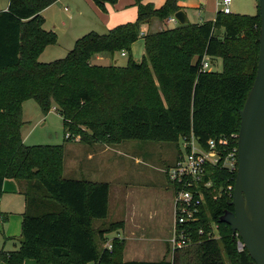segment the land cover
Returning a JSON list of instances; mask_svg holds the SVG:
<instances>
[{
    "label": "trees",
    "instance_id": "obj_1",
    "mask_svg": "<svg viewBox=\"0 0 264 264\" xmlns=\"http://www.w3.org/2000/svg\"><path fill=\"white\" fill-rule=\"evenodd\" d=\"M55 1L10 0L0 12V200L5 178L27 182L25 241L14 250L3 246L0 262L23 264L31 258L37 264H226L224 250L233 264H255L246 248L238 249L231 226L220 221L226 210H234L230 202L237 171L209 167L213 185L206 190L202 219L195 224L208 230V222L214 221L220 241L195 234L196 242L175 250L171 259L126 261L122 239L105 246V234L115 223L94 228V220L108 214L109 183L64 177V144L28 145L21 128L23 102L34 98L45 114L57 109L68 141L79 134L86 143L178 141L194 133L205 144L238 133L239 110L258 68L259 9L254 15L219 9L213 20L142 34L144 23L164 20L182 7L179 0H166L160 7L135 0L136 22L105 33L91 31L65 57L43 62L40 54L56 43L57 35L44 28L42 11ZM116 1L94 0L103 10L107 2ZM141 37L142 59L130 55L126 66L95 62L101 53H130ZM205 57L213 63L221 58L222 70H204ZM0 216L6 219L1 210Z\"/></svg>",
    "mask_w": 264,
    "mask_h": 264
},
{
    "label": "crops",
    "instance_id": "obj_2",
    "mask_svg": "<svg viewBox=\"0 0 264 264\" xmlns=\"http://www.w3.org/2000/svg\"><path fill=\"white\" fill-rule=\"evenodd\" d=\"M64 0H57L50 6L46 7L42 11V15L44 17V28L47 30H53L56 32L57 41L54 44L48 45L43 52L40 54L39 59L43 62H50L60 57L53 56L56 53H59V49L54 47V45H60L63 42L67 45L66 51H70L78 38L82 37L87 33L88 30H83L82 32L73 31L74 34L69 33L67 35L66 30L63 31L62 28L66 27V23L64 18L72 19L73 14L71 12V7L68 5H63ZM73 6L78 5V9L83 7L84 9H88L94 15V20L98 23V27L90 28L91 31H95L98 33H105L109 29L123 24L125 21L124 19L119 20L120 18H112L111 15L108 17L104 14V18L100 14L102 11L100 7L93 1V0H67ZM166 0L163 2L156 3L155 0H144L145 3L151 2L156 7H160L164 4ZM233 2V1H232ZM10 4V0H0V12L7 10ZM59 4L60 7H59ZM179 4L182 9L186 12L187 5L184 0H179ZM137 9V17H138V7L135 3ZM218 7V1H217ZM202 11V10H201ZM77 13V11H76ZM78 15H82L77 13ZM187 14V12H186ZM107 16V17H106ZM188 18V14H187ZM215 19V18H214ZM210 20V19H209ZM213 20V19H211ZM188 18V22H189ZM207 21V20H204ZM201 21L200 23L204 22ZM180 23L179 21H170L169 17L160 20L158 18H153L150 22L144 23L141 27L142 34H147L149 32H157L160 30L165 29V25L168 23ZM127 23V22H125ZM73 28L67 29V31L71 32ZM90 32V31H89ZM85 33V34H84ZM74 37V44L73 46H69L71 42V38ZM138 40H143L144 38L141 37ZM145 43V41H144ZM134 44V43H133ZM122 55L126 56L127 53L121 52ZM108 53H101L96 55L95 62L98 64H103V61L107 59ZM139 60V59H137ZM104 65H108L105 64ZM54 109V108H52ZM23 116V115H22ZM61 116V115H60ZM24 123L26 122L23 116ZM24 125V124H23ZM23 137V136H22ZM24 140V138H23ZM25 142V140H24ZM69 142V141H68ZM101 142L95 143H88L87 145L83 144L80 140L74 141V143H69L68 149L69 153L65 159V166L68 168L69 173L72 175L70 178H77V179H85L90 182H108L109 183V196H108V214L113 216H118L119 219L112 221L110 223H115L116 227L114 230L110 231L114 233L115 236L108 240L106 244L111 243L114 238H120L125 242L124 248V260H148V261H157L158 259L150 257L154 256L155 254H159L154 249L141 246V247H131L130 242L134 240V242L138 244H146L152 243L153 238L149 236L153 223H157L158 226L163 229L166 226L159 224V219L161 218L162 212H166V208L164 206H156L159 201V195L156 189L149 188L146 190L145 185L136 184L135 180L130 179L127 177V171L124 173H117L113 171L111 175L107 178L108 180L103 181L105 170L112 169L111 160L105 159L104 154L108 150L109 146L100 144ZM67 146V145H66ZM136 161H140L139 158ZM119 163V162H118ZM65 166L63 171V176L65 172ZM165 173V177L167 179L168 188L171 189V195H169L168 191H164L161 193L163 195L172 197L173 206L170 205L168 207V211L171 213V219L173 223L174 217V191L168 179V168L163 170ZM123 172V171H122ZM136 174H144L143 169H136ZM27 184L23 180H18L15 178H5L3 183V194L0 200V210L3 213V216L6 217L5 220L2 219L0 221V231L2 230L3 236L0 235V249L5 246L7 250H14L19 247V238L22 236L21 231V224L23 221V213L26 209V191ZM164 198V197H163ZM107 214V216H108ZM107 216L103 219H96V220H103V226H99L95 228V230L105 228L104 224H110L107 220ZM94 220V223L95 221ZM164 220L162 219V222ZM161 222V223H162ZM165 222V221H164ZM172 228V224H171ZM168 233H165V230L158 237L159 240L165 239L166 242L168 241ZM149 231V232H148ZM162 232V231H161ZM109 233V232H107ZM105 237L108 239L107 235ZM6 235V236H5ZM10 237L14 239H10L5 242V238ZM167 238V239H166ZM17 241V242H16ZM162 243V242H161ZM105 244V245H106ZM158 251H162L159 249ZM129 255V256H127ZM147 255V256H146ZM0 264H8L5 261H1ZM23 264H37L36 260L34 259H26Z\"/></svg>",
    "mask_w": 264,
    "mask_h": 264
},
{
    "label": "rangeland",
    "instance_id": "obj_3",
    "mask_svg": "<svg viewBox=\"0 0 264 264\" xmlns=\"http://www.w3.org/2000/svg\"><path fill=\"white\" fill-rule=\"evenodd\" d=\"M80 1V0H76ZM94 1V0H93ZM156 3L163 2V0H155ZM186 5L188 6L186 12L188 14L189 22L190 23H200L204 20H211L214 19L217 15V11L220 7H217V1L219 0H184ZM165 3V2H164ZM63 5H68L71 7V12L73 14L72 19L64 18L66 27L62 28L63 31L66 30L67 35L69 33H73V31L82 32L83 30H88L91 32L90 28L98 27V23L94 20V15L91 13L90 10L87 8L84 9L80 7L78 9V5L75 4L73 6L67 0H64ZM61 4H59L60 7ZM106 9L102 11V18H104V14L108 17L112 18H120L119 20L124 19L125 22H136L137 21V9L135 6V0H117L115 3L107 2L105 4ZM162 6V5H161ZM99 7V6H98ZM61 8V7H60ZM231 9L233 13H243V14H257L258 13V0H233L231 3ZM202 10V11H201ZM82 15H78L77 13ZM106 16V17H107ZM110 17V18H111ZM181 25L180 23H168L165 25V28H174ZM73 28L71 32L67 31V29ZM86 33V34H87ZM85 34V33H84ZM72 37V36H71ZM74 37L71 38V42L69 46H73L74 44ZM59 49V53H56L52 57L57 58L65 57L68 53V49H66L67 45L63 42L60 45H54ZM127 55H122L121 52L115 53L114 56H111L109 53L107 54V59L103 61V64H117L119 66H126L129 62L130 55L133 59H142L145 53V43L143 40H137L132 45L131 54L127 52ZM223 64L222 59L217 58L214 63L212 62L210 69L212 70H222ZM23 116L25 119V123L21 128V134L25 140V143L28 145H45V144H64V157H63V171L65 166V159L69 153L68 145L69 143H74V141H81V135H76V138H71L68 140L65 138V128H64V121L62 116L58 113L57 109H51L48 113H44L39 105V103L34 98L26 99L23 102ZM83 144L87 145L88 143L81 141ZM181 139L179 138L178 141H156V140H137V139H128L124 140L120 143L114 144H107V143H100L104 145H108L109 148L104 154L105 159L111 160L112 169L105 170V175L103 176V181L108 180L107 178L109 175L115 172V174L121 172L124 173L127 171V177L132 180H135L136 184L145 185L146 190L149 188H154L157 190L159 195V201L156 206H164L166 208V212L160 213L162 216L159 219V224L166 226L165 228L161 229L158 224L155 222L152 225L151 231L149 236H152L153 242L146 244H138L131 240L130 245L131 247H141L147 246L159 254H155L154 256H150L160 259H171L172 258V249L169 243L171 230L168 236V241L166 242L165 239L159 240L158 237L161 236L163 231L165 233L169 232L171 228L172 219L171 213L168 211V207L170 205L173 206L172 197L168 198L166 195H161L164 191H168L169 195H171V189L168 188V182L165 177L164 169H169L172 167L180 154L181 149ZM67 145V146H66ZM139 158L140 161H136ZM119 162V163H118ZM143 169L144 174H136V169ZM62 171V174H63ZM123 171V172H122ZM72 176L69 173L68 168L65 166L64 177L70 178ZM107 177V178H106ZM26 182V181H25ZM27 184V182H26ZM151 186V187H150ZM174 197V195H173ZM107 220L105 221H115L118 220V216H113L108 214ZM162 219L165 221L162 222ZM174 220V217H173ZM162 222V223H161ZM103 220H96L94 223L95 228L99 226H103ZM106 222L104 224L107 227L109 224ZM21 231H22V224H21ZM162 231V232H161ZM149 232V231H148ZM108 240H111L115 234L114 233H107ZM0 235L3 236L2 230L0 231ZM218 237L217 240L220 239L219 231L216 232ZM6 236V235H5ZM162 237V236H161ZM163 238V237H162ZM220 241V240H219ZM162 242V243H161ZM106 244V242H105ZM106 244L105 246H107ZM162 249V251H158ZM223 249V246H222ZM222 254L224 256L226 264H233L232 259H230L224 250H222ZM129 256V255H127ZM147 256V255H146Z\"/></svg>",
    "mask_w": 264,
    "mask_h": 264
},
{
    "label": "water",
    "instance_id": "obj_4",
    "mask_svg": "<svg viewBox=\"0 0 264 264\" xmlns=\"http://www.w3.org/2000/svg\"><path fill=\"white\" fill-rule=\"evenodd\" d=\"M261 16L259 61L254 83L239 110L238 168L230 202L220 221L238 234L254 260L264 264V0H258ZM180 24L188 22L183 9L175 13ZM25 241V237L18 239Z\"/></svg>",
    "mask_w": 264,
    "mask_h": 264
},
{
    "label": "built area",
    "instance_id": "obj_5",
    "mask_svg": "<svg viewBox=\"0 0 264 264\" xmlns=\"http://www.w3.org/2000/svg\"><path fill=\"white\" fill-rule=\"evenodd\" d=\"M233 0H219L218 6L224 13H232ZM170 21H178L175 14ZM125 53V52H123ZM211 60L205 57L202 68L208 70ZM182 141L180 154L176 163L168 169V179L174 191V220L169 243L172 255L177 249H182L196 242L194 235L206 233L208 238L216 239L218 225L210 220L209 229L195 224L202 219L206 203V190L212 187L213 180L208 177L209 167L225 168L231 172L237 171L238 133L218 139L211 138L205 144L201 143L194 133L180 136ZM2 221V216H0ZM237 246L240 251L245 249L241 237L237 234ZM111 248V243L107 245Z\"/></svg>",
    "mask_w": 264,
    "mask_h": 264
}]
</instances>
